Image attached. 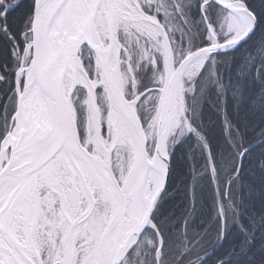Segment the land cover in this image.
<instances>
[{
	"label": "snow or ice",
	"instance_id": "6c2138e0",
	"mask_svg": "<svg viewBox=\"0 0 264 264\" xmlns=\"http://www.w3.org/2000/svg\"><path fill=\"white\" fill-rule=\"evenodd\" d=\"M0 264H264V0H0Z\"/></svg>",
	"mask_w": 264,
	"mask_h": 264
}]
</instances>
